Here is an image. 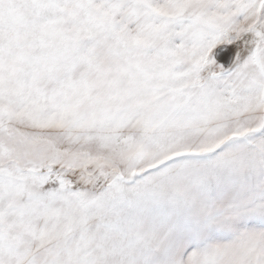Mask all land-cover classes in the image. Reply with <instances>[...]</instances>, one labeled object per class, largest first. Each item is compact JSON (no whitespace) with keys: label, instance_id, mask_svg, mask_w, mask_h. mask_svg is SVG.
<instances>
[{"label":"snow or ice","instance_id":"obj_1","mask_svg":"<svg viewBox=\"0 0 264 264\" xmlns=\"http://www.w3.org/2000/svg\"><path fill=\"white\" fill-rule=\"evenodd\" d=\"M0 264H264V0H0Z\"/></svg>","mask_w":264,"mask_h":264}]
</instances>
